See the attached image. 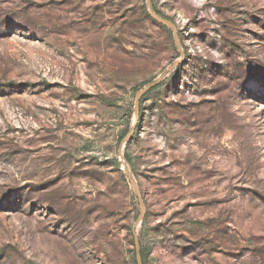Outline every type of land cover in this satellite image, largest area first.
<instances>
[{
  "label": "rangeland",
  "instance_id": "obj_1",
  "mask_svg": "<svg viewBox=\"0 0 264 264\" xmlns=\"http://www.w3.org/2000/svg\"><path fill=\"white\" fill-rule=\"evenodd\" d=\"M150 5L0 0V264H264V0Z\"/></svg>",
  "mask_w": 264,
  "mask_h": 264
},
{
  "label": "water",
  "instance_id": "obj_2",
  "mask_svg": "<svg viewBox=\"0 0 264 264\" xmlns=\"http://www.w3.org/2000/svg\"><path fill=\"white\" fill-rule=\"evenodd\" d=\"M145 6H146V9H147V11H148V13H149L151 18H153L155 21L159 22L160 24H162V25H164V26H166L168 28H171V29L173 28V24L170 21H168V20H166L164 18H161L158 14H156L152 10L151 5H150V0H145ZM173 35H174V38L176 39L177 38V34H176V31L174 29H173ZM163 76L158 78L155 82L148 84L147 86L144 87L143 90H141L140 92L137 93L136 101H135V113L136 114H137L139 99H140L141 95H143L147 91L151 90L152 88L156 87L159 84V82L162 80ZM134 128H135V122L133 123V126L131 128L130 135L133 133ZM133 187H134V190L137 193V198H138L139 202H141L138 186L135 183H133ZM136 257H137V264H142L141 258H140V245H139V242H138L137 238H136Z\"/></svg>",
  "mask_w": 264,
  "mask_h": 264
}]
</instances>
